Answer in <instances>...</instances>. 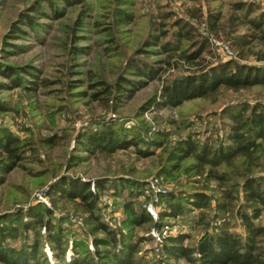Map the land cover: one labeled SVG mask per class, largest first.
I'll list each match as a JSON object with an SVG mask.
<instances>
[{
    "label": "rangeland",
    "instance_id": "rangeland-1",
    "mask_svg": "<svg viewBox=\"0 0 264 264\" xmlns=\"http://www.w3.org/2000/svg\"><path fill=\"white\" fill-rule=\"evenodd\" d=\"M50 1L54 4V13L49 12L46 0H0V64L35 67L39 79L46 82V86L38 87L35 94L18 88H0V101L10 107L9 111L0 113V126L27 143L26 159L4 176L0 186V213L24 210L31 205L49 208L52 212L50 223L64 227V260L82 255L86 260L93 252L86 225L88 213L78 201L53 202L51 197L43 194L50 184L60 175L88 180L91 186L92 182L100 180L103 189L97 193L94 213L110 228L125 229L122 226L126 218L125 204L137 213L143 209L154 221L164 205L160 202L161 195L180 194L201 186L194 174H157L165 162L164 149L168 151L167 148L187 136L200 142L228 143V120L222 115L223 108L228 103L245 99L264 101V86L240 92L223 91L216 99L197 98L176 107L143 109L149 100L157 99L164 80L187 70L186 64L178 61L174 54L169 57L172 61L170 67L157 63L167 55L159 52L158 47L145 46L144 38L153 34L149 26L163 29L168 37L174 30V18H182L194 28L195 39L208 37L212 52L204 53L205 62L237 58L224 32L220 28L211 31L205 17L210 10L228 15L234 0ZM247 1L264 10V0ZM32 4H38L47 18L34 17L37 24L34 31L20 26L26 35L11 36L10 27ZM81 10L84 11L82 15ZM122 14L131 15L128 23L121 20ZM128 57L161 65L164 70L128 100L115 101L111 96L107 98L101 94L91 96L98 91L96 82L103 81L112 87L118 77L135 79L125 66ZM241 61L257 63L252 57ZM0 82L5 83V79L0 77ZM105 122H116L113 128L118 132L125 128L130 130L128 133H138L141 138L138 147L147 148L151 154L140 156L131 146L110 155L96 152L86 160L78 159L83 155L78 136L86 130L100 129ZM48 136H53L52 140L44 141ZM189 162L187 159L185 165ZM259 173L264 175V171ZM120 179H127L135 185H118ZM208 185L202 191L212 197L211 208L202 218L213 224L211 215L215 213L214 204L219 194L213 190L215 182ZM239 199H242L241 194ZM183 207L188 206L184 204ZM199 217L197 212L184 208L180 216L162 218V224L157 228L153 223L131 228L133 240L142 238L136 252L140 262H165L162 243L166 236L179 229L191 235L190 242L196 240L201 230L191 228L195 226L191 221ZM37 232L42 241L43 256L49 262H55L53 254L57 250L43 240L45 231L42 228L39 227ZM27 235L30 239L32 232L28 230ZM96 235L101 236L99 233ZM74 239H81L83 246L73 250Z\"/></svg>",
    "mask_w": 264,
    "mask_h": 264
},
{
    "label": "trees",
    "instance_id": "trees-1",
    "mask_svg": "<svg viewBox=\"0 0 264 264\" xmlns=\"http://www.w3.org/2000/svg\"><path fill=\"white\" fill-rule=\"evenodd\" d=\"M46 1L49 12L54 13V4L50 0ZM63 1L69 3L68 0ZM24 11L17 17L15 25L10 27L11 36L26 35L20 26L34 31L37 25L34 17L47 18L38 4H32ZM83 12L81 10L80 15ZM130 16L122 14L121 20L128 23ZM205 17L211 31L220 28L224 32L228 44L240 59L205 62L204 53L212 52L208 37L195 39L197 34L194 28L182 18H174V30L170 31L168 37L163 29L150 25L149 31L153 34L144 38L145 46L158 47L159 52L167 55L166 59H160L157 63L170 67L172 61L169 57L174 54L178 61L186 64L187 70L164 80L157 99L149 100L143 109L176 107L192 99H216L223 91L240 92L264 86V10L252 1L234 0L228 15L219 10H210L205 13ZM39 25L46 27L45 24ZM249 57L257 63L241 61ZM125 66L135 79L118 77L112 87L103 81L96 82L98 91H94L91 96L101 94L107 98L111 96L115 101L128 100L148 81L157 79L164 70L161 65L146 63L135 57H128ZM0 77L5 79V83L0 82L2 89L18 88L35 94L38 87L46 86L45 80L39 79L35 67L0 64ZM9 110L10 107L0 101V113ZM222 115L228 120V143L215 144L213 140L200 142L187 136L167 148L168 151L164 149L165 162L158 168L157 174H194L201 186L180 194L161 195L160 202L164 205L157 212L156 220L152 221L143 209L137 213L125 204L126 218L122 223L125 229L110 228L94 213L97 193L103 189L101 181L96 180L91 186L88 180L60 175L43 194L51 197L53 202L78 201L88 213L87 232L91 235L93 245L90 257L85 260L83 255L80 258L72 256L65 261V247L62 245L64 227L50 223L52 212L49 208L31 205L24 210L0 213V263L142 264L136 256L137 245L142 238L133 240L131 228L148 223H153L157 228L162 224V218L180 216L184 208H190L200 216L196 221H191L195 226L190 225L201 230L198 238L190 242L191 235L179 229L173 235L166 236L162 243L161 252L165 262L145 264H264V175L259 173L264 171V101L245 99L228 103ZM116 124L105 122L100 129L81 133L77 141L83 155H79L78 159L86 160L87 156L96 152L110 155L131 146L140 156L151 154L147 148L138 147L141 142L138 133H128L130 130L125 128L118 132L113 128ZM52 137L48 136L44 141H51ZM25 143L6 127L0 126V186L4 176L26 159ZM187 159L190 162L185 165ZM210 182H215L213 190L219 194L214 204L215 213L211 215L213 224L202 218L211 208L212 197L202 191L209 187ZM123 184L128 187L135 185L127 179H120L118 185ZM240 194L242 199H239ZM23 217L26 219L22 220ZM39 227L45 231L43 240L48 241L53 250H57L53 254L55 262H49L43 256L42 241L37 232ZM28 230L32 232V239L27 235ZM98 233L101 236H97ZM101 245L103 248H99ZM79 246H83V241L74 239L71 248L75 250Z\"/></svg>",
    "mask_w": 264,
    "mask_h": 264
}]
</instances>
